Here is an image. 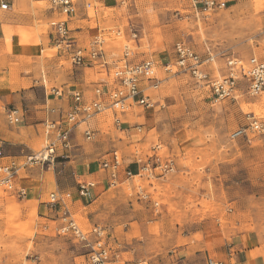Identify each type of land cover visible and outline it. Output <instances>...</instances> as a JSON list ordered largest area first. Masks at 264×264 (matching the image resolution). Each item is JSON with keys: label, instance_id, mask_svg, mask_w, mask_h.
I'll list each match as a JSON object with an SVG mask.
<instances>
[{"label": "rangeland", "instance_id": "rangeland-1", "mask_svg": "<svg viewBox=\"0 0 264 264\" xmlns=\"http://www.w3.org/2000/svg\"><path fill=\"white\" fill-rule=\"evenodd\" d=\"M86 1L92 5L86 6ZM105 1L78 0L69 21L71 36L88 45L103 32L104 48L111 58L120 57L129 41L134 47L139 45L136 58H152L158 64L164 80L156 97L161 93L165 102L156 99L152 107L132 108L123 118L139 125L126 132L116 130L111 118L107 122L99 118L97 126L106 129V135L89 141L75 130L77 146L70 159L54 168H21L14 178L15 189L0 184V264H88V245L59 231L58 212L42 204H47L56 188L51 183L58 184L59 191H76L74 168L79 163L87 162L104 173L100 162L114 144L130 160L146 157L153 145L161 144L158 153L174 159L176 168L162 179L135 176L91 198L74 196L71 211L84 227L108 228L120 256L111 264H209V257L229 264L226 248L243 231L257 234V250L264 256V131H253L251 138L231 137L252 117L264 121V90L247 94L243 82L244 93L237 99L216 102L188 74L167 72L163 67L176 58L177 41L201 54L208 49L217 52L219 61L211 66L216 75L221 74L227 56L264 59V0H225V7L209 11L196 8L194 0H112V5ZM10 4L9 10H0L2 28L10 27L3 39L2 53L6 54L0 59V91H23L18 104L0 98L5 155L0 163L4 164L25 159L10 156L13 153L6 142L13 138L25 140L29 152L45 145L44 125L36 123L60 102L48 95L53 88L83 89L92 95L95 85L112 77L98 65L75 66L70 54L55 45L50 0H10ZM131 26L138 31V44L130 40ZM80 28L85 33L76 32ZM13 39L15 44L33 47V54L13 55ZM23 72L32 77L24 78ZM73 76L79 81L69 80ZM32 80L40 90L30 95L26 91L33 86ZM16 105L28 111L27 121L25 113L23 122H10L6 110ZM32 109L42 112L34 118ZM193 135L198 146L184 152L185 136ZM32 178L35 188L20 196L16 189Z\"/></svg>", "mask_w": 264, "mask_h": 264}, {"label": "built area", "instance_id": "built-area-1", "mask_svg": "<svg viewBox=\"0 0 264 264\" xmlns=\"http://www.w3.org/2000/svg\"><path fill=\"white\" fill-rule=\"evenodd\" d=\"M120 1L126 2V0ZM50 2V10L53 14L50 19V28L55 45L70 54L75 66L98 65L107 72L108 76H112V79H104L99 85H95L92 95H87L83 89L77 88L69 91L52 89L48 95H54L53 98H58L60 102L58 106L49 108V114L43 121L45 145L24 154L25 159L21 163L16 161H12L11 164L0 163V184H4L8 189H15L14 186L17 183L14 178L19 175L21 168L45 165L54 168L61 160L70 159L73 148L76 146L74 132L80 126H83L82 134L89 141H94L105 133L102 127L97 126L96 122L99 118H102V121L105 119L108 121L111 118L112 126L120 132H126L132 126L138 127L139 124L133 125L124 120L123 116H126L132 108L138 106L149 108L155 105L157 98H154L153 94L164 80L154 59L136 58L138 56L136 49L139 45L134 47L131 41L124 45L120 57L111 58L104 48L103 32L101 35L94 36L88 45H83L78 38L72 37L69 21L77 8L78 0H50ZM85 4L92 5L90 1H86ZM194 5L201 11H209L225 7L226 2L194 0ZM11 7L10 0H0V10H9ZM130 31V40L138 44V31L132 26ZM117 33H122V30L118 29ZM207 51V54H201L186 42L177 41L174 44L176 58L164 63L163 67L167 72L188 74L200 85L205 86L216 102L237 99L241 92L244 93V90L240 88L243 82L247 84V94L257 95L264 90V59L257 56L249 58L227 56L221 74L216 75L212 72L211 66L212 63L219 61L218 53L211 49ZM6 113L10 122L17 124L23 122L26 112L23 108L15 106L6 110ZM54 115L57 116L53 117ZM249 131H264V124L254 119L250 124L236 129L231 137L234 139L241 136L249 137L247 134ZM112 141L115 142V140ZM159 148L160 146L155 144L151 148L152 153L144 158L137 157L133 163L138 165V170L133 172L129 167L126 168V178L140 176L148 180L162 179L173 171L174 160L159 154ZM3 153V140L0 136V158L5 157ZM123 163L124 156L121 148L114 144L100 162L101 168L106 172L109 188L122 181L120 170ZM95 186L96 181L82 180L78 182L76 191H51L47 206L59 214L60 223L57 226L59 231L88 245L90 248L88 264H111L118 262L120 256L112 244L108 228L93 224L90 229H85L73 216L70 207L75 195L80 199L91 198ZM16 191L20 196L28 192L27 188L22 186ZM209 264L226 263L209 257Z\"/></svg>", "mask_w": 264, "mask_h": 264}, {"label": "crops", "instance_id": "crops-1", "mask_svg": "<svg viewBox=\"0 0 264 264\" xmlns=\"http://www.w3.org/2000/svg\"><path fill=\"white\" fill-rule=\"evenodd\" d=\"M219 1H225V0H219ZM105 2L107 5H112V3H113L112 0H106ZM74 14H75V12H74ZM8 27L9 26H5V28L3 29L2 24L0 22V59H1V56L6 54L5 51H4V53H2V49H3L2 47L5 45L3 42V39L8 33V29L10 28V27L9 28ZM87 30L91 31L90 29H87ZM85 31H86V29H83V28L76 30V32H79V33H83V32L85 33ZM84 35H90V33H87ZM13 42H14L13 43V51H14L13 55H21V54L30 55V54H33L32 53L33 52L32 50H34L33 47L21 46L18 43L15 44L14 39H13ZM8 59L10 60L13 58H10V56L8 55ZM22 76L24 78H31L32 77L31 74H27L24 72H23ZM107 79H109V78H107ZM111 79H112V77H111ZM69 80L79 81V79L76 80L74 78V76L70 77ZM32 82H33V86H31L29 88V90L26 91V93L30 94V95H33L35 92H39V90H40L39 87L35 86L37 81L32 80ZM68 82L64 83L65 87H66V84ZM160 89H161V87L154 92L153 97L157 98V99L160 98V99L164 100V102H165V98L161 93L156 97V92H158ZM22 91H23V89H22ZM21 92L14 91L12 88H7V89L2 88L0 91V98L3 99L7 103L13 101L15 104H18L20 102V100L18 99V96L22 94ZM53 100H55V99H53ZM56 103L58 104V102H56ZM16 106H18V105H16ZM0 111H2V110H0ZM38 112H42V110L37 111L35 109H32V113L30 116L35 118V117H37ZM144 112H145V114L143 117H145L146 113H147L146 110ZM47 115H48V113H47ZM47 115H45L43 117L44 120H45ZM26 117H27L26 118V121H27L28 120V113H27ZM44 120H39L38 123H36V125L43 124ZM105 122H107V121H105ZM27 124L25 125V127L28 126ZM132 131H133V129H131V132ZM104 132L105 133H103L102 136H100V137H103L104 135H106V132H107L106 129H104ZM184 140H185L184 141L185 144L183 146L184 152L189 151V150L195 148L196 146H198V143H197L198 139L194 135L189 137L188 139L185 136ZM6 145L8 146V148H10L11 152L13 153L10 156H13V157L23 156L24 153H21L23 151L29 152V146L25 140H18L16 138H13L11 141L6 142ZM133 161H135V160L128 159V157L125 156V154H124V166L120 170V178L122 180L121 182H125V180H126V173H125L126 168L129 167L130 169H132L133 172H136L138 170V165L133 163ZM43 175H44V173L42 172L41 176L43 177ZM31 176H33V175L31 174ZM89 176H91V177L88 179ZM74 177H75L77 183L79 181H82V180H94V181H96V186L92 190V194L94 196H95V194H97L103 190H106L108 188L107 187L108 184L106 181V172L103 173V172H99L97 169H94V168L92 169V167L87 162H81L77 165V167L74 168ZM26 181L28 182V180H25L24 183H26V184H24V185H25V188H27L28 193H30L35 188L34 182H33L34 179L32 178V180H30L31 182H28V183H31V185H27ZM98 182L100 184L97 185ZM20 183H22V180L19 182V184ZM39 187L40 188L43 187V182L40 183ZM51 187H56L55 190L56 189L58 190V184L56 186L54 183H51ZM83 199H85V198H81V200H83ZM82 203H83V201H82ZM42 205H45L46 207H48L47 204H42ZM256 235H257L256 233L251 232V231H243V232H241L235 236L233 241L229 243V247L226 248L227 258L230 261L229 264H264V256L259 255V250H257L260 246L259 245L260 242H259V237ZM232 259L234 260V263H231Z\"/></svg>", "mask_w": 264, "mask_h": 264}, {"label": "bare ground", "instance_id": "bare-ground-1", "mask_svg": "<svg viewBox=\"0 0 264 264\" xmlns=\"http://www.w3.org/2000/svg\"><path fill=\"white\" fill-rule=\"evenodd\" d=\"M207 53H208V52H207ZM207 53H206V54H207ZM156 63H157V62H156ZM212 64L214 65V63H212ZM157 65H158V64H157ZM158 69H159V68H158ZM195 81H196L197 83H199L197 80H195ZM160 87H161V86H160ZM257 95H258V94H257ZM252 118L256 119V120L258 121V123H260V124H264V121H261V120H259V119L256 118V117H252ZM254 119H253V120H254ZM251 122H252V121H251ZM251 122H249L248 124H250ZM83 129H84L83 126H80V127L78 128V130H80V131H83ZM233 132H234V131H233ZM233 132H232V133H233ZM252 132H253V131H249V132H247V134H249V137H250V134H251ZM254 132H256V131H254ZM249 137H248V138H249ZM250 138H251V137H250ZM158 145L160 146V148H159V150H160L162 146H161V144H158ZM123 156H124V155H123ZM142 158H144V157H142ZM173 160H174V159H173ZM175 165H176V163H175V161H174V166H175ZM123 166H124V163H123ZM123 166H122V167H123ZM51 168H53V167H51ZM175 168H176V167H175ZM175 168H174V170H175ZM121 169H122V168H121ZM174 170H173V171H174ZM171 172H172V171H171ZM171 172H170V173H171ZM127 180H128V179L126 178L125 181H127ZM91 181H94V180H91ZM139 187H141V186H139ZM49 199H50V198H49ZM76 220H77V219H76ZM77 221H78V220H77ZM78 222H79V221H78ZM79 223H80V222H79ZM80 224H81V223H80ZM81 225H82V224H81ZM82 226H83V225H82ZM83 227H84V226H83ZM84 228H85V229H89V228H86V227H84Z\"/></svg>", "mask_w": 264, "mask_h": 264}]
</instances>
